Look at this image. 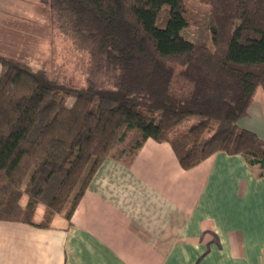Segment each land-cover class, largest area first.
Returning a JSON list of instances; mask_svg holds the SVG:
<instances>
[{
  "label": "trees",
  "instance_id": "obj_1",
  "mask_svg": "<svg viewBox=\"0 0 264 264\" xmlns=\"http://www.w3.org/2000/svg\"><path fill=\"white\" fill-rule=\"evenodd\" d=\"M38 1L65 48L35 70L0 55V220L69 218L102 162L130 165L147 139L183 169L221 151L264 168L238 125L264 92V0Z\"/></svg>",
  "mask_w": 264,
  "mask_h": 264
},
{
  "label": "crops",
  "instance_id": "obj_2",
  "mask_svg": "<svg viewBox=\"0 0 264 264\" xmlns=\"http://www.w3.org/2000/svg\"><path fill=\"white\" fill-rule=\"evenodd\" d=\"M238 125L264 139L263 97ZM0 264H264V168L221 151L183 169L147 139L102 162L69 218L0 220Z\"/></svg>",
  "mask_w": 264,
  "mask_h": 264
},
{
  "label": "rangeland",
  "instance_id": "obj_3",
  "mask_svg": "<svg viewBox=\"0 0 264 264\" xmlns=\"http://www.w3.org/2000/svg\"><path fill=\"white\" fill-rule=\"evenodd\" d=\"M192 5L196 2L192 1ZM202 13L207 6H195ZM187 38H194L196 27L186 28ZM65 44L51 30V16L48 6L38 0H0V55L11 57L26 63L31 69L47 66L45 60H60ZM256 98H264V92L258 89ZM70 100V99H69ZM198 117L185 118L174 127L169 137L175 138L184 132ZM44 206L38 205L35 218L42 215ZM61 214L54 215L52 221L59 222Z\"/></svg>",
  "mask_w": 264,
  "mask_h": 264
}]
</instances>
